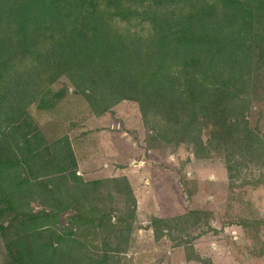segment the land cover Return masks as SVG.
<instances>
[{
  "label": "trees",
  "instance_id": "1",
  "mask_svg": "<svg viewBox=\"0 0 264 264\" xmlns=\"http://www.w3.org/2000/svg\"><path fill=\"white\" fill-rule=\"evenodd\" d=\"M61 77L95 116L130 101L150 140L221 155L229 181L264 167L248 121L264 98V0H0L2 264H126L128 179L82 178L68 137L48 141L29 112L63 97Z\"/></svg>",
  "mask_w": 264,
  "mask_h": 264
},
{
  "label": "rangeland",
  "instance_id": "2",
  "mask_svg": "<svg viewBox=\"0 0 264 264\" xmlns=\"http://www.w3.org/2000/svg\"><path fill=\"white\" fill-rule=\"evenodd\" d=\"M62 87L66 92L52 108L33 104L29 112L48 141L68 137L82 178L128 179L136 211L126 264H179L185 255L217 264H264V167L242 169L229 181L221 155L196 158L189 145L150 140L136 103L123 101L95 116L65 77L52 85ZM262 97L252 103L248 121L264 135ZM193 210L200 214L185 219ZM154 216L170 226L157 239L150 232ZM5 257L0 237V264Z\"/></svg>",
  "mask_w": 264,
  "mask_h": 264
},
{
  "label": "crops",
  "instance_id": "3",
  "mask_svg": "<svg viewBox=\"0 0 264 264\" xmlns=\"http://www.w3.org/2000/svg\"><path fill=\"white\" fill-rule=\"evenodd\" d=\"M150 232L153 234V231L151 228H150ZM174 254H175V256H177L178 253L174 252ZM181 255H182V253H181ZM211 258H213V257H211ZM178 261H179V264H201L200 262L194 260L191 255H185V257H180V259H178ZM211 261L213 264H217L215 262L214 258L211 259Z\"/></svg>",
  "mask_w": 264,
  "mask_h": 264
}]
</instances>
